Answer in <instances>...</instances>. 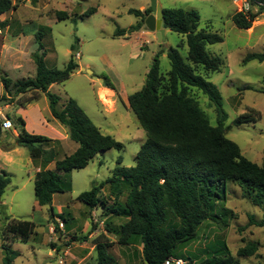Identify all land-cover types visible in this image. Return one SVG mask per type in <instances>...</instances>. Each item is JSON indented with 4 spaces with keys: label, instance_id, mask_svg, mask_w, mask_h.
Listing matches in <instances>:
<instances>
[{
    "label": "rangeland",
    "instance_id": "rangeland-1",
    "mask_svg": "<svg viewBox=\"0 0 264 264\" xmlns=\"http://www.w3.org/2000/svg\"><path fill=\"white\" fill-rule=\"evenodd\" d=\"M17 3L21 5L17 18L22 20L26 17L29 20L24 29L34 35H44L42 41L48 50L45 58L48 69H63L77 52L80 56L76 54L75 60L92 72H75L68 81L54 85L52 93L60 98L59 105L69 98L75 100L102 133L121 142L124 149L100 153L85 169L70 173L72 189L55 195V216L49 207H39L36 202L35 170L28 150L19 147L23 154L14 155V163L0 158V172H8L11 178V184L0 199V264H3L4 244L1 230L8 220L13 219L31 221L36 225V232L28 242L15 241L12 244V249L19 254L13 264H96V240L111 245L109 253L120 264H127L126 249L117 244L118 236L109 231L119 228L120 221L125 223L127 220L116 215L107 218L111 215L108 209L114 205L115 199L109 185L104 182L119 166L120 157L123 158L121 166H135L136 155L146 139L127 97L143 89L147 73L158 54L163 74L171 69L167 56L171 49H178L187 59L186 36L168 31L161 43L151 31L131 34L129 38L114 37L117 30H128L139 21L130 14V10L149 9L151 0H18ZM39 3L43 6L39 7ZM158 3L162 9L197 11L201 18L199 29L209 27L223 37L222 43L207 46L209 53L224 61L221 71L209 74L198 68L197 73L212 82L222 95L223 108L228 114L226 137L239 145L248 160L263 165L264 62L244 64L243 60L248 54L264 52V13L258 16L250 29L241 30L231 20L234 7L223 0H158ZM93 7L97 8V12L85 17L84 14ZM237 10L241 12L238 7ZM58 11L67 12L69 19L59 21L56 17ZM249 11L257 13L259 9L250 6ZM24 13L26 16H23ZM24 49L22 53L27 54L22 69L16 70L10 63L6 65L9 68L6 73L13 81L36 75L31 55L38 51V44L33 39L26 43ZM1 74L5 76L4 72ZM105 77L127 97H122L118 90H107L109 88L103 83ZM35 94H26L19 102H26ZM190 95L199 102L211 125L217 126V113L208 97L195 88L190 89ZM4 107H0V115ZM251 109L260 112L261 117L256 122L237 124L238 117ZM32 116L33 121L29 120V123L31 127H36L38 121L34 114ZM0 145L8 148L11 144L5 138ZM52 166L54 170L55 166ZM93 185H101L98 194L101 203L91 210L78 197L90 191ZM125 199L124 195L120 203H124ZM60 206L63 207L61 212ZM115 208L118 209V206ZM216 212L221 216L220 223L205 222L198 231V241L179 249L176 252L178 258L191 264L190 257L204 258L207 248L220 250L226 243L240 264H264V227L249 225L251 217L257 222L264 219V209L244 199L240 187L229 182ZM249 242L259 243L257 254L238 257L239 249ZM135 264L145 262L137 256Z\"/></svg>",
    "mask_w": 264,
    "mask_h": 264
},
{
    "label": "trees",
    "instance_id": "trees-1",
    "mask_svg": "<svg viewBox=\"0 0 264 264\" xmlns=\"http://www.w3.org/2000/svg\"><path fill=\"white\" fill-rule=\"evenodd\" d=\"M248 2L252 7H257L259 12H236L231 20L241 30L250 29L258 16L264 13V0ZM17 7L12 0H0V16ZM96 12L97 8L93 7L84 16ZM152 13V8L145 11L130 10V14L136 16L139 22L128 30H117L114 37H124L146 28L145 20ZM163 15L164 27L186 36L187 59L182 57L178 49H171L167 55L171 69L163 74L160 54L154 58L145 86L128 97L129 107L145 132V142L136 155L134 167L121 166L123 158L120 157L119 166L104 182L109 185L115 199L108 211L127 220L119 228L109 230L110 233L118 236L119 245L141 246L146 264H165L170 258H178L176 252L179 249L198 241V231L205 222L219 224L221 216L216 208L224 199L225 186L229 182L240 187L244 199L264 209V163L258 165L248 160L239 145L226 137L228 114L223 108L222 95L212 82L197 73L198 68L209 74L221 71L224 61L209 53L207 46L222 43L223 37L209 27L200 30L201 18L195 10L163 9ZM56 17L63 21L70 16L67 12L58 11ZM43 36L36 34L39 48L32 55L36 76L12 81L0 73L6 91L0 101L6 100L10 105L15 97L29 91L36 94L28 101L37 100L40 93L46 94L52 117L68 130L69 138L78 145L73 154L56 161L57 153L52 146L58 142L43 135L30 134L20 116L15 120L16 127L20 129L17 146L27 149L33 160L42 162V169L36 173L34 180L36 202L39 207H49L55 216L53 197L71 191L69 174L85 169L100 153L112 149L122 151L124 146L112 136L102 133L72 98L60 107V98L51 93L49 88L53 84L68 81L78 71L79 65L75 55H72L63 69H48ZM251 61L263 63L264 52L248 54L243 63ZM103 79L105 87L116 91L107 77ZM191 88L201 91L215 107L217 126L211 125L199 102L190 95ZM260 117V112L251 109L239 116L236 123L248 124ZM6 118L11 119V116L6 115ZM54 161L55 169H46ZM9 175L5 171L0 172V199L11 184ZM101 185H93L78 200L91 210L97 208L101 203L98 197ZM124 195L126 199L120 203ZM249 225L264 227V219L257 222L251 217ZM35 232L36 225L31 221L8 220L1 230L4 241L3 264H13L19 256L12 249V244L15 241L28 242ZM110 247L107 242L96 240V264H118L109 253ZM258 251L259 243L249 242L239 249L237 255L253 257ZM189 259L191 264H240L226 243L220 250L207 248L204 258L193 256Z\"/></svg>",
    "mask_w": 264,
    "mask_h": 264
},
{
    "label": "crops",
    "instance_id": "crops-1",
    "mask_svg": "<svg viewBox=\"0 0 264 264\" xmlns=\"http://www.w3.org/2000/svg\"><path fill=\"white\" fill-rule=\"evenodd\" d=\"M12 1L14 4H17V6H18L17 9H13V10L3 14L2 16H0V73L4 72L5 77H7V78H9L8 77L9 75L6 72L9 71V68H7L6 65L10 63L13 65V67L16 70L22 69L23 68V59L25 57V54H27V52L22 53L23 51H25V49H24L25 45L27 42H31L33 39L36 41V35H34V33H32V31H28V30L24 29V27L29 24V20L26 17H22V20L17 18V12L20 10L21 5H18V3H17L18 0H12ZM223 1L231 4L234 7V10H233L234 13L231 15V18H232V16L238 11L237 6L233 3L232 0H223ZM41 6H43V4L39 3V7H41ZM146 9H147L146 7L143 8V11H145ZM23 16H26L25 13ZM163 28H164V26H163ZM147 31H149V30L146 27V28L141 29V31L135 32L133 34H139V33L144 34V33H147ZM168 31H171V30L170 29L167 30L166 33ZM151 33H153V32H151ZM166 33H165V35H166ZM153 34L156 36L155 33H153ZM128 35H131V34H128ZM128 35L124 36L123 38H129ZM38 48H39V45H38ZM144 48H147V44H144ZM46 51H48V50L46 49ZM31 57H32V55H31ZM46 57H47V52H46L45 58ZM33 63H34V61H33ZM45 63H46V60H45ZM76 63L79 65V69L76 72H84V71L88 70L85 67H83L80 63H78L77 61H76ZM34 77H29V78H34ZM23 79H27V78H23ZM54 85H56V84H53L49 88V91L51 93H52V89H53ZM107 90L114 92L110 89H107ZM116 90H118L121 93V91L117 87H116ZM31 93H34V91H29L26 94H31ZM5 94H6V91H5V88H4V86L1 82V79H0V98L2 96H4ZM26 94L19 95L16 98L15 103L13 102L10 105H6V107H4V109L1 111V113L5 116L10 115L11 116L10 120L13 123L15 122L16 118L20 116L21 118H23V120L25 119L24 120L25 124H26L25 128L30 134L33 133L35 135H43V136L45 135L46 137H48L54 141H57L58 143H56L52 146V147H54V149L57 153L56 161L61 160L64 157L73 154L77 150L78 145L75 142L74 143L76 145H74L72 143L73 141L69 138L68 130L62 124H60L57 120H55L52 117L49 100H48L46 94L40 93L39 98L37 100L23 102L24 106H21L22 102H19V100L22 97H24ZM121 95H122V97L126 96L125 94L123 95V93H121ZM128 97H127V100H128ZM60 107H62V105ZM32 114H34V116L36 117V120L38 121V125L36 127H31V125L29 123L30 122L29 120L33 121ZM19 130L20 129H18L15 126V123H14L13 129L8 130V131L3 130L4 137L7 138V141L11 145L8 148H6V146L1 147V145H0V158L4 157L7 160V162H9V163L15 162L14 158H13L14 155H22L23 154V152L20 150V148L17 146V144L13 145L14 140L17 141L16 139L19 135ZM0 143H1V141H0ZM62 155H63V157H60ZM29 156H30V154H29ZM30 158H31V156H30ZM30 162L34 165V170H35V175H36V173L42 169V162L40 160H33L32 158H31ZM55 163L56 162L54 161L53 163L48 165L46 167V169L52 170L51 169L53 167L52 165L55 166ZM54 198H55V195L53 197V200H54ZM2 204H3V202H2ZM62 208H63L62 206L59 207L60 212H61ZM110 216H114V214L107 216V218H109ZM116 217H119V216H116ZM120 222L121 223H119V225H121L123 223L122 221H120ZM120 246H122V245H120ZM122 247L125 248L127 251V264H135V259L137 258V256H139L141 259H143L141 246L130 245V246H122ZM54 248H56V247H54ZM93 250H94V247L92 248V251H90V259H91V256L93 255ZM81 261L83 262L84 260L81 259ZM117 262H118V264H120L119 261H117Z\"/></svg>",
    "mask_w": 264,
    "mask_h": 264
},
{
    "label": "water",
    "instance_id": "water-1",
    "mask_svg": "<svg viewBox=\"0 0 264 264\" xmlns=\"http://www.w3.org/2000/svg\"><path fill=\"white\" fill-rule=\"evenodd\" d=\"M151 8L153 13L150 14L146 20H145V25L147 29L153 33L156 34L157 39L159 42H163L165 40V33L169 28L164 27L165 24V19L163 15V9L161 8L160 4L158 3V0H151ZM74 55H76V52H74ZM88 73H92L89 69L86 70ZM8 105V101L6 100H1L0 101V107ZM0 139L4 142L5 137L3 133V128H2V121L0 119ZM18 144L17 141L14 140L13 145Z\"/></svg>",
    "mask_w": 264,
    "mask_h": 264
},
{
    "label": "built area",
    "instance_id": "built-area-1",
    "mask_svg": "<svg viewBox=\"0 0 264 264\" xmlns=\"http://www.w3.org/2000/svg\"><path fill=\"white\" fill-rule=\"evenodd\" d=\"M233 3L239 8L241 12H249L250 10V3L248 0H232ZM80 56V53H77V57ZM0 119L2 121V128L4 131H8L14 128L13 122L6 118L4 115H0ZM165 264H187L185 260L182 258H170L168 259Z\"/></svg>",
    "mask_w": 264,
    "mask_h": 264
}]
</instances>
